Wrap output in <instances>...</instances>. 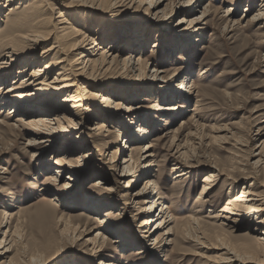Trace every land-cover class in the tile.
<instances>
[{"label": "rangeland", "instance_id": "obj_1", "mask_svg": "<svg viewBox=\"0 0 264 264\" xmlns=\"http://www.w3.org/2000/svg\"><path fill=\"white\" fill-rule=\"evenodd\" d=\"M179 1L164 0L163 11L154 15L153 10H147L146 5H139L138 0L132 4L127 0L121 2L74 0L71 5L69 2L72 0H0V29H6L9 20V15H6L8 6L13 8L18 4L17 11L10 15L13 21L27 20L33 27L53 32L48 41L39 40L32 45V49H25L29 50V55L40 56L48 44L63 36L62 34L66 32L65 26L73 27L98 37V42L100 37L104 40L101 44L103 48L89 49L94 54L87 58L94 60L104 49H106L104 52L111 53L112 56L117 54L115 62L108 70H105L108 66L106 63L100 70L102 73L95 77L85 76L91 84L111 88L113 91L124 86H141L139 83H143L144 87L154 85L152 93L143 95L139 92L137 100L136 98L133 101L121 100L124 102L123 106L126 103L132 106L128 111H123L125 107L120 111H113L111 108L112 113L109 116L116 120L111 123L107 118L104 122L106 128L114 131L110 137L106 136V128L103 130L100 125L104 107L102 109L99 105V99L103 92L93 96L91 110L89 109L88 113L86 110L83 112L81 123L76 127H71V124L61 117L63 110L57 112L61 124L68 128L57 130L63 134L71 132L72 136H78L75 139L66 140L61 134L47 137L45 129L38 130L30 124L29 118L34 115L20 116V113H14L13 110L7 114L8 109L12 107L10 102L0 108V221L8 217L9 213H13L15 218L11 219V230H14L16 220H20L18 233L22 237V242L18 244L21 248L10 253L6 259L10 257L17 259L19 264H103L106 260L114 261L116 264H214L217 261L219 254L217 249L199 250L194 244L192 240L195 232L186 217L195 215L199 217L204 227L211 229L212 224H219L223 218L209 216L221 212L220 209L226 202L238 197L241 189L252 181V178L244 177H238L233 182L225 181L222 176L207 194V201L196 202L201 180L207 172L204 169L205 165L212 164L215 157L230 163L232 156L234 166L240 168L242 161L249 169L248 163L251 158L249 153L253 151V154H256L259 148L255 146L264 139V133L257 135L259 128L264 132V19L258 21L242 19L245 14L248 18L256 14L262 0H198L199 5L192 10L190 4L181 5ZM204 7L209 10L204 14L206 19L202 23L199 38L179 54H170L168 48L171 44L165 34L171 27L167 26L173 24L176 33L186 34L190 31L188 23L179 21L180 18L198 15ZM182 9L186 11L183 13ZM228 9L231 10V18L226 22ZM58 10L66 18V22L62 24H58L57 21ZM111 23L116 24L119 31L125 30L122 27L127 24L132 27L140 25L143 31L140 35L150 34L151 38L141 51L137 45L135 51L128 47L118 52L110 46L115 42L121 44L125 38L119 34L117 36L110 34L108 29ZM0 35L5 37L7 33L2 31ZM109 38L114 41L111 42ZM72 42L73 39L68 40L69 44ZM2 50L0 46V60L5 58L3 54L5 50ZM20 50H14L15 56ZM130 51H133L135 60L138 56L142 57L138 60V65L146 69L145 74L139 75L137 70H126L127 66H123L124 57ZM56 54L48 61L55 60ZM76 55L77 51L69 55L68 62L71 63ZM33 66L36 65L31 63L25 68L23 66L22 74L12 73L3 85L0 82L2 87L0 93L5 92L7 86H15L18 84L17 80L29 75ZM152 67L162 70L160 76L154 77L151 74ZM55 69L56 67L48 73L47 81L54 78L57 71ZM187 73L188 78L184 80L186 87L180 86L185 93L182 95L190 96L182 101L186 107L175 114H167L166 112H171L170 109L161 111L153 107V103L157 101L167 103L164 97L158 98L157 95L164 93L163 90L170 85L174 84L175 87L182 85V79ZM12 81L16 83H11ZM192 81L196 86L193 90L189 88ZM180 87L178 88L181 89ZM92 88L96 90V86ZM9 92L17 94L18 90ZM66 96L65 92H62L58 98ZM197 100L198 105L195 103ZM65 103L68 108L72 104L70 101ZM106 103L114 107L113 102ZM117 112L120 115H116ZM130 112L141 116L152 113L154 116L152 122L155 121L156 124L150 125V133L136 141L137 147L132 150L123 146L127 141V130H123L117 123V118L127 116ZM93 114H96V118ZM165 116H168L166 121L162 119L159 121V117ZM135 122L134 129L137 127ZM7 126H11V129ZM54 127H57V124ZM215 128H223V131L216 134ZM118 129H122L120 135H117ZM189 131L197 133V138H192L193 135H189ZM36 132L41 137L31 143L30 140L36 137ZM222 134L227 136L224 141L216 139L217 141L206 144L211 135ZM173 137L176 138L174 139L176 143L182 144L186 139L188 142L193 141L184 143L188 152L193 150L203 155V159L195 161L192 170L182 177H176L178 169H172L175 162L184 161V158L178 157L179 153H175ZM199 141V145L195 143ZM70 142L71 146L81 144V147L69 148ZM61 143L65 144L62 146ZM146 143L153 144L152 149L156 155V161L148 169L149 174L143 175L139 162L137 164L135 162L130 173L120 175L123 157L130 155L134 150L138 155ZM61 146L62 149H69L61 152L58 149ZM194 146L196 148H193ZM56 158L69 161L64 168H59L61 170L58 176L56 172L58 166L53 163ZM254 159L255 157L251 158L250 162ZM222 166L224 165H220ZM71 171L77 175L75 180L72 178L70 180ZM52 174L57 176L58 180H52L50 178ZM149 175L155 181L156 187L151 185L144 196L135 197V191L142 189L144 177ZM68 181L71 185L67 187L65 183ZM258 189L264 190V185ZM158 192L163 198L155 203L156 209L159 211L161 204L166 203L174 220L156 232L158 240H154L153 234L144 237V242L151 245L150 252L136 253L132 244L119 247L114 240L117 238L112 234L114 229L120 233L130 232L133 239L139 236L143 226L142 219L149 216L141 208L158 195ZM86 194L108 204L98 213L95 209L82 205ZM144 199L147 200L142 203ZM67 202L70 206L66 205ZM83 208L89 212L77 216ZM4 210H7V215H3ZM42 210L47 211L46 217L42 216ZM103 214L109 218L105 225L110 226L106 231L103 230L106 236L104 247L91 252L92 239L97 230L103 227L95 218ZM60 217L63 218L62 221H58ZM6 219L3 224L6 223ZM6 221L9 222L8 219ZM78 221L81 226L74 232L69 225ZM168 228H172L171 233H167ZM246 228L247 221L236 235L241 234ZM4 229L6 226L0 230V239L3 237ZM162 244L166 246L163 247ZM31 257L33 259L29 261Z\"/></svg>", "mask_w": 264, "mask_h": 264}, {"label": "bare ground", "instance_id": "obj_2", "mask_svg": "<svg viewBox=\"0 0 264 264\" xmlns=\"http://www.w3.org/2000/svg\"><path fill=\"white\" fill-rule=\"evenodd\" d=\"M73 1L74 0H72V2H69V5H71ZM121 1H125V0H115V2H121ZM127 1L129 4L136 2V0H127ZM163 2L164 0H138L139 5L144 4V6L146 5L147 10L149 9L153 10L154 15H158L160 12L163 11L164 9V7H162ZM178 3H182L181 5L190 4L191 10L195 8V6L199 5L198 0H194L193 2H191V0H180ZM260 5L261 7L258 9L256 14H253L250 18H248V15L245 14L242 19L244 20L247 19L248 21L250 20L258 21L264 19V0H262V3ZM11 7L12 6H8V11L6 13V15H9L8 17L9 20L7 21L8 23L6 29L3 30L0 29V33L2 31L4 33H7L5 37H0V46L2 47L3 50H5V52H3L5 58L0 60L1 85L5 83V80H8V78L12 75V73L19 72L20 74H22L24 72V68L31 63L35 64L36 66H33L31 68L29 75L22 77L20 80H17L16 82L18 84L12 87L9 85L5 88V92L0 93V108L4 107V105L8 104V102H10L9 104L12 105V107L8 109L7 114H10L12 110L14 113H20V116L32 114L34 115V117L29 118L30 124L33 125L38 130H41V128L45 129L44 133L47 134V137H52L54 136V134H61L62 137L65 136L64 139L66 140L69 138L75 139L78 137L77 135L72 136L71 132H66L63 134L60 133L61 131L57 130L58 128L68 129L66 125L61 124L59 119L60 115L57 114L58 111L63 110L61 117H63L65 122L71 124V127H76L79 123H81L80 119L84 114L83 112L86 110L88 113L90 107L93 106L92 105L94 101L93 96H95L96 93L98 92H103L102 97L99 99L100 101L99 105L102 106V109L104 107L103 113L100 117V119H103L100 125L101 128L104 130L107 127V125L104 123L107 118L109 119V121H111V123H114V121L116 120V119H112L109 116V114L112 113L111 108H113V111L114 110L120 111V109L122 110V107L123 108L125 107L123 111L124 110L128 111L132 106L129 103H126L123 106L122 103L124 102L122 101L124 100L133 101L138 95H140L139 92L140 93L142 92L143 95L146 93L153 92L154 90L153 84H149V86L144 87L143 83H139V85L141 86H134V85L133 87L124 86L114 91L111 88L99 87L97 85L91 84V82L88 80V78H85V76L95 77L99 73H102L100 72V70L106 63L108 64V66L106 67L105 70H108L110 66L115 62L116 60L115 57L117 54L112 56L111 53L104 52L106 51V49H104V51L99 52L98 56L94 58V60L87 58V56H89L90 54L91 55L94 54L89 49L93 50V48H95L96 50H98L103 48L101 44H103L104 40L101 39L100 37V41L98 42L97 41L98 37L96 38L93 37L92 35H88L85 32H83V30L80 29H75L73 27L65 26L66 34L63 33L62 37L59 36L61 38H57L54 42L48 44L41 51L40 56L29 55V50L25 51V49H32V45H34L39 40H42V42L48 41L53 32L42 31L41 28L39 27H33L31 23H29L27 20L13 21L10 15H13V13L17 11L19 5L17 4L14 5L13 8ZM208 10H209L208 8L204 7V9L198 15H194L187 18H184L185 16H183L180 18L179 21L188 23L187 27H189L190 31L187 32L186 34H183L182 32L176 33L173 30V26H174L173 24L172 26L170 25L167 26L168 28L171 27L170 31H168V33L165 34L167 39L169 40V43L171 44L170 47L168 48V50L171 52L170 54H174V53L179 54L180 51L184 50V48L190 47L197 40V38H199L198 36L201 35L200 29L202 23H204V20L206 19V16H204V14ZM182 11L184 13L186 9H182ZM230 11H231L230 9L226 11L227 14L226 22H228L231 18ZM58 13L59 14L56 16L59 17V20H57L58 24H62L66 22V18L64 17L62 12L58 10ZM13 22H15V24ZM61 27L63 26L61 25ZM122 28H124L125 30L119 31L117 29V25L111 23L108 29L111 32V33L109 32L111 35L115 34L117 36L119 34V36L122 35V37L125 38L123 39L124 41L120 42L121 44L115 42L110 46L111 49H115L118 52H121L123 49L128 47L135 51L137 49L136 48L137 45L140 47L139 49L141 51V49L148 43V39L151 38L150 34L140 35L141 33H143L141 29L142 27H140V25L138 26L134 25V27H132L127 24L124 25ZM56 30H58V27L56 28ZM111 38H109V40L111 42L114 41V39L111 40ZM69 39L70 40L73 39V42L71 44L68 43ZM16 49H21V50L19 51V54L15 56L14 50ZM76 51H77V55L75 56L76 58L71 63L68 62V56L71 55L72 53H75ZM132 52L133 51H130L127 54V56L124 57L123 66L124 65L127 66L126 70H130V71L132 69L137 70L139 75L145 74L146 69L143 66L138 65V60H141L142 57L138 56L137 59L135 60ZM54 54H56L55 60L48 61L50 60V57ZM42 62H44V64H41ZM52 63L55 65L53 66ZM54 67H56L55 70H57L55 72V76L52 80L47 81L46 78L48 76V73L52 71ZM161 71L162 70H159L156 67L154 68L152 67L151 74L154 77L155 76L157 77L160 76ZM188 74L189 73H187V75L183 77L182 85H179L178 87L183 85L184 87H186V85L184 84V80L188 78ZM191 80H193V78ZM193 81L189 87L192 90L195 89L196 87ZM16 82L12 81L11 83H16ZM94 86H96L95 88L96 90L92 88ZM159 87H164V86H159ZM178 87H175L174 84L168 86V88L163 90L164 93L157 95L158 98L164 97V99L167 100L168 102L160 103L157 101L155 104L153 103V107H156L161 111L170 109L169 111L171 112H166L167 114L170 113L175 114L178 113L179 110L181 111L182 108L186 107L184 106L185 103H182L183 99L186 100L190 96L186 97L182 95L185 93L182 92V87H180L181 89H179ZM15 89L18 90L17 94L16 93L10 94L9 91L10 90L13 91ZM1 90L2 87H0V91ZM156 90H158V88ZM62 92H65V95L67 96L65 98L60 99L58 97H60V93ZM158 93L160 92L158 91ZM8 95L9 96L11 95L10 96L11 98L10 97L7 98ZM53 100L55 101L53 102ZM65 101H70L72 103L71 105H69V108L65 105L66 104ZM106 102H113L114 107H110L109 103ZM198 102H199L198 100L195 102L196 105H198ZM67 111H69V113ZM115 114L120 115L119 112ZM128 114L127 116H123V117L121 116V118H117V123H119V125L122 126L121 128L123 130H127V134H126L127 141H125L123 146L130 148L132 150L137 147L138 143L136 141L141 140V138L145 137L150 133V128H151L150 125L156 126V124L155 121L152 122V120H154V116L152 113L144 114L142 116L140 114H131V112ZM93 115L96 118V114ZM155 116H156V112H155ZM161 119L166 121L168 119V116L159 117V121ZM134 122L137 123L136 124L137 129L136 128L134 129ZM55 124H57V127H54ZM68 124L67 126H70ZM7 128L11 129V126H7ZM122 129L120 130L118 129L119 134L116 132L117 135H120ZM222 129L223 128H215V131L214 130L213 131L216 132V134H218L219 132L223 131ZM261 129L262 128H259L257 130L258 133L257 135H262V133H264L261 131ZM64 131H68V130H64ZM106 131H107L106 133L107 137H110V134L114 132L109 130V128H106ZM189 133H188L189 135H193L192 138H197V133L190 131ZM35 136L36 137L30 140L31 143L35 142L36 140H38L37 138L41 137L38 135V132H36ZM58 137H60V135H58ZM200 138H198V140H200ZM225 138H227V136L224 134L211 135L210 139H208L209 140L208 143L206 144H209L216 139L218 141L220 140L224 141ZM174 139L176 138L173 137L172 144L176 148L175 153H179L178 157L184 158V161L175 162V165L172 169H178L176 173V177H182L183 175H186L188 172L192 170L191 167L194 166L195 161L196 162L199 161L200 158L203 159V155H200L193 150L191 152H188V149L184 143L185 142L190 143L193 141L188 142L186 139V141H184V143L181 144L180 142L176 143ZM195 143L199 145L200 141ZM62 144L65 143H61V145ZM70 144L71 142L69 143L68 146L69 148H76L77 146L81 147V144H76V145L73 144L72 146ZM144 145L145 148H143V150H141V152H139L138 155L134 150L130 155L128 156L125 155V157H123V161L121 162L123 166L121 168L120 175L130 173L129 171L133 170V166L135 162L136 164L137 162H139V165L142 168L141 172L143 175L149 174L148 169H150L151 165L156 161L155 160L156 155L152 149L153 147L152 143H148V144L146 143ZM62 146L58 147V149L61 152L62 151L65 152L67 151V149H69V148L62 149ZM255 147L259 148V150L257 151L256 154H253V151H250L249 155L251 156V158L255 157V159L252 162H250L251 158L249 159V163H248L249 165L247 164L248 166H250L249 169L248 167L244 166L245 164H243L242 161L240 162L241 163L240 168L234 166V162L232 161V159L234 158L232 156L230 157V163L224 162L225 159H220L219 157H215L212 164L205 165L204 167V169L207 172L204 174L201 180V185H200L201 188L199 190V193L197 194L196 202L207 201V197H206L207 194L213 189V187L216 185V183L222 176H224L225 181H232V182L235 181L238 177L252 178V181L247 183V185L241 189V193L238 197H236L233 200H228L226 202V205H224V207L220 209L221 212L212 213V215L209 216V217H218V216L222 217L223 219L219 222V224H212L213 226H211L212 229L211 230L204 227V225H202V222L199 219V217H195V215L194 216L189 215L188 217H186V220L189 222L190 227L195 232L192 241L199 248V250L214 248L217 249V252H219L217 256V261H215L214 264H263L264 262L263 260L264 259V190L258 189L260 186L264 185L263 184L264 139L260 140V144ZM183 148L184 150L181 151V149ZM193 148L196 147L194 146ZM131 162L133 163V165H131ZM53 163L58 166L56 169L58 176L60 170L64 168L65 164L69 163V161L65 160L64 158H56ZM220 165H224V166L220 167ZM239 171L240 173H238ZM132 173H134V171ZM151 175L144 177L143 180L144 185L142 186V189H138L137 191H135L134 193L135 197L144 196L146 191H148L147 189L150 188L151 185H154L156 187L155 181L151 178L152 177ZM57 176H54L52 174L50 178L55 181L58 180L56 178ZM76 177L77 175L73 171H71L70 180L71 178L75 180ZM96 184L97 182L95 183V185ZM66 185L67 187L70 186L71 182L70 181L66 182L65 186ZM126 186H128V184ZM161 198L163 197L158 192V195L150 199L149 203L147 201V205L141 208L149 216H146L142 219L141 225L143 226L141 229V234L137 236L135 239L130 237L131 235L130 232L120 233L119 231L114 229L112 234L115 236V238H117L114 240L117 241L119 247L126 244L127 245L132 244V246L136 250V253L150 252L149 248H151V245L150 243L146 244L144 242V237H149L151 234H153L154 236L155 234H157L156 232L159 229L165 227L168 223L174 220L173 214L170 211H168L169 207L166 203L161 204L159 211L156 209L157 205L155 203H158ZM145 200L147 199H144L142 203H144ZM107 204L108 202L100 201L98 199L96 200L95 198L89 196L88 194L85 195L84 201H82L83 206L88 208H93L98 213L102 212L101 210H103V208L106 207ZM66 205L70 206L69 202H67ZM84 210L86 211V208H83V211L78 212L77 216H82L83 214L89 212V211L85 212ZM41 212L43 217L47 216V211L42 210ZM105 212L103 213L105 214ZM7 214H8L7 210H4L3 215H7ZM104 214L99 218H95L99 220L98 221L99 225L100 226L102 225L103 227L97 230L95 236L92 239L93 247L91 252H96L100 250L102 247H104L103 245L106 236L103 230L106 231L107 227H110L105 225V223L108 222L109 218L105 216L106 214L105 215ZM13 215H14L13 213H9L8 217L3 218V221L5 218L9 220V222H7L6 219L5 224H3L4 223L3 221H0V230L2 229V227L6 226V229H4L3 231V237L0 239V264H19L17 259L11 257L9 259H6L10 253L15 251L17 252L18 249L21 248L18 244L22 242V237L18 233L20 227V220H16V223L14 225L15 228L14 230H11L12 228L11 219L15 218ZM62 219L63 218L60 217L58 221H62ZM246 221H247V228L245 229V231H243L241 234L236 235V232L239 230V228L242 225L245 224ZM80 226H81L80 221L69 225V227L74 232L78 231ZM171 231L172 228L167 229V233H171ZM158 239L159 237L155 235L154 240L156 241ZM170 240L171 239H169V241ZM168 243L171 244V242ZM162 246L164 247L166 245L162 244ZM32 259L33 257H31L29 261H32ZM103 264H116V263L111 260H106L104 261Z\"/></svg>", "mask_w": 264, "mask_h": 264}]
</instances>
